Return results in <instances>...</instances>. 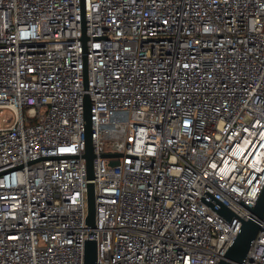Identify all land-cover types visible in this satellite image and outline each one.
I'll list each match as a JSON object with an SVG mask.
<instances>
[{"label":"built area","instance_id":"1","mask_svg":"<svg viewBox=\"0 0 264 264\" xmlns=\"http://www.w3.org/2000/svg\"><path fill=\"white\" fill-rule=\"evenodd\" d=\"M0 114V264H217L264 185V0H0Z\"/></svg>","mask_w":264,"mask_h":264},{"label":"water","instance_id":"2","mask_svg":"<svg viewBox=\"0 0 264 264\" xmlns=\"http://www.w3.org/2000/svg\"><path fill=\"white\" fill-rule=\"evenodd\" d=\"M84 83L85 68H84ZM84 140H85V153L84 158L86 162V177L87 183V216L86 223L90 226H94V184L91 182L93 178L92 159L94 154L92 152V140H91V121H90V101L87 95L84 97ZM103 156H112L111 153H104ZM249 210V216L247 219L241 220L239 230L233 237L229 246L225 250L223 256L219 259L217 264H240L246 256L251 241L254 239L260 225V220L264 214V185L262 190L252 207H247ZM218 212L222 214L226 219L230 220L234 214L222 206L218 209ZM96 261V243L94 240H87L85 242L84 249V264H95Z\"/></svg>","mask_w":264,"mask_h":264},{"label":"rangeland","instance_id":"3","mask_svg":"<svg viewBox=\"0 0 264 264\" xmlns=\"http://www.w3.org/2000/svg\"><path fill=\"white\" fill-rule=\"evenodd\" d=\"M5 112L7 113L8 111L5 110V111H4V114H5ZM2 115H3V114H0V120H1ZM0 124H4V122L1 121Z\"/></svg>","mask_w":264,"mask_h":264}]
</instances>
